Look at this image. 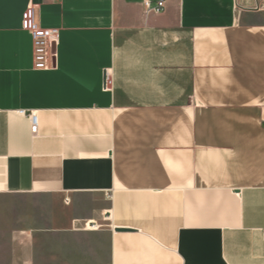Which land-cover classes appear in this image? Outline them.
Returning a JSON list of instances; mask_svg holds the SVG:
<instances>
[{
    "label": "crops",
    "instance_id": "1",
    "mask_svg": "<svg viewBox=\"0 0 264 264\" xmlns=\"http://www.w3.org/2000/svg\"><path fill=\"white\" fill-rule=\"evenodd\" d=\"M146 1L0 0V264H264L263 0Z\"/></svg>",
    "mask_w": 264,
    "mask_h": 264
},
{
    "label": "built area",
    "instance_id": "2",
    "mask_svg": "<svg viewBox=\"0 0 264 264\" xmlns=\"http://www.w3.org/2000/svg\"><path fill=\"white\" fill-rule=\"evenodd\" d=\"M164 5V0H159L154 6H151L149 1L145 2L146 8L149 11L154 12L162 11ZM261 7H264V0ZM21 28L30 32L32 36L34 67L36 69H48L52 67L55 57L54 47L59 41V29L42 27L38 20L37 6L32 3L28 4L21 14ZM112 85L113 76L111 70L106 69L104 73V88L109 90L112 88ZM21 113L24 112L21 111ZM29 118L31 123V133L36 134L38 132V117L35 112H31Z\"/></svg>",
    "mask_w": 264,
    "mask_h": 264
},
{
    "label": "rangeland",
    "instance_id": "3",
    "mask_svg": "<svg viewBox=\"0 0 264 264\" xmlns=\"http://www.w3.org/2000/svg\"><path fill=\"white\" fill-rule=\"evenodd\" d=\"M75 237L61 235L38 236L37 264H72L77 262ZM81 242H83L81 240Z\"/></svg>",
    "mask_w": 264,
    "mask_h": 264
}]
</instances>
